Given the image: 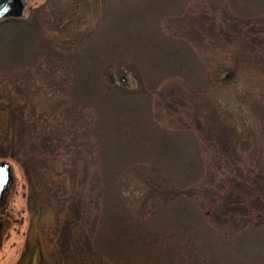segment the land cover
Listing matches in <instances>:
<instances>
[{"label":"trees","instance_id":"obj_1","mask_svg":"<svg viewBox=\"0 0 264 264\" xmlns=\"http://www.w3.org/2000/svg\"><path fill=\"white\" fill-rule=\"evenodd\" d=\"M232 1L239 15L264 11V0ZM149 9L123 6L109 27L80 35L79 48L48 37L37 14L0 21V41L15 46L12 60L25 67L0 92V158L25 168L30 189L41 192L33 193L38 208L56 207L63 217L59 264H236L238 242H223L225 231L194 206V182L205 174L198 133L158 118L160 104L174 107L166 81L182 76L203 90L210 77L197 69L199 57L185 38L158 32V20L144 16ZM81 17L69 27L80 28ZM115 63L132 71L135 87L105 78ZM32 86L65 95L54 102V116L39 119L27 111L25 92ZM13 88H22L24 100ZM217 138L223 143L219 132ZM128 172L145 185L137 203L123 193ZM234 207L220 202L217 219Z\"/></svg>","mask_w":264,"mask_h":264},{"label":"rangeland","instance_id":"obj_2","mask_svg":"<svg viewBox=\"0 0 264 264\" xmlns=\"http://www.w3.org/2000/svg\"><path fill=\"white\" fill-rule=\"evenodd\" d=\"M154 2L156 8L152 9ZM232 2L26 0L22 16L30 18L37 14L48 37L59 38L65 47L79 48L80 35L109 27L123 6L137 4L150 8L144 16L158 20L156 26L161 35L185 38L199 57L197 69L203 74L207 70L210 82L201 90L182 76L166 81L174 89L175 102L174 107L160 104L159 122L198 133L199 163L205 174L194 182L199 188V198L194 199L198 204L194 205L196 210L225 231L223 242H238L234 248L236 264H264V111L259 108L264 105V11L258 16L239 15ZM82 14L85 18L80 21V28L69 27ZM183 50L191 49L185 46ZM14 52L15 46L0 41L3 95L14 85L12 80L17 79V73L25 68L12 60ZM104 76L112 83H124L131 88L137 85L132 71L116 63L104 70ZM27 82L22 80L21 85ZM32 88L24 90L27 111L39 119L54 116L59 110L53 106L58 100H65V95L50 93L49 88L42 86ZM11 94L24 100L22 88H13ZM180 138L184 140L185 136ZM1 160L10 162L11 179L0 203V264H59L55 251L63 217L56 207L43 204L38 208L35 195L41 192L30 189L24 167L14 159ZM123 183L126 199L139 202L145 189L143 181L136 173L128 172ZM224 200L235 207L217 219L215 210Z\"/></svg>","mask_w":264,"mask_h":264},{"label":"water","instance_id":"obj_3","mask_svg":"<svg viewBox=\"0 0 264 264\" xmlns=\"http://www.w3.org/2000/svg\"><path fill=\"white\" fill-rule=\"evenodd\" d=\"M7 5L8 11L0 15V20L6 17H20L24 14L26 0H0V9ZM11 179L10 162L7 160L0 161V196L7 188Z\"/></svg>","mask_w":264,"mask_h":264},{"label":"snow or ice","instance_id":"obj_4","mask_svg":"<svg viewBox=\"0 0 264 264\" xmlns=\"http://www.w3.org/2000/svg\"><path fill=\"white\" fill-rule=\"evenodd\" d=\"M8 7L7 5H4L2 9H0V15H2L3 13H6L8 11Z\"/></svg>","mask_w":264,"mask_h":264},{"label":"flooded vegetation","instance_id":"obj_5","mask_svg":"<svg viewBox=\"0 0 264 264\" xmlns=\"http://www.w3.org/2000/svg\"><path fill=\"white\" fill-rule=\"evenodd\" d=\"M7 18V17H6ZM5 191V190H4ZM3 194H4V192L2 193V195L0 196V203H1V200H2V198H3ZM3 201H4V199H3ZM2 201V202H3Z\"/></svg>","mask_w":264,"mask_h":264}]
</instances>
